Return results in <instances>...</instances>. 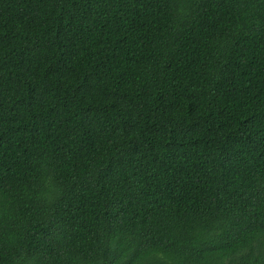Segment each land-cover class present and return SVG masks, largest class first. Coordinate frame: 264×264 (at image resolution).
I'll use <instances>...</instances> for the list:
<instances>
[{
    "label": "trees",
    "instance_id": "trees-1",
    "mask_svg": "<svg viewBox=\"0 0 264 264\" xmlns=\"http://www.w3.org/2000/svg\"><path fill=\"white\" fill-rule=\"evenodd\" d=\"M0 264H264V0H0Z\"/></svg>",
    "mask_w": 264,
    "mask_h": 264
}]
</instances>
